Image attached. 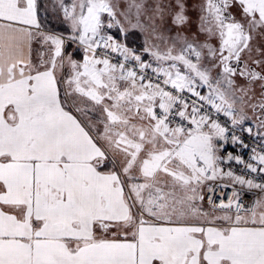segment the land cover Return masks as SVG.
Returning a JSON list of instances; mask_svg holds the SVG:
<instances>
[{"label":"snow or ice","instance_id":"6c2138e0","mask_svg":"<svg viewBox=\"0 0 264 264\" xmlns=\"http://www.w3.org/2000/svg\"><path fill=\"white\" fill-rule=\"evenodd\" d=\"M0 264H264V0H0Z\"/></svg>","mask_w":264,"mask_h":264},{"label":"rangeland","instance_id":"374dc122","mask_svg":"<svg viewBox=\"0 0 264 264\" xmlns=\"http://www.w3.org/2000/svg\"><path fill=\"white\" fill-rule=\"evenodd\" d=\"M142 39H143V38L141 37V42H142Z\"/></svg>","mask_w":264,"mask_h":264}]
</instances>
